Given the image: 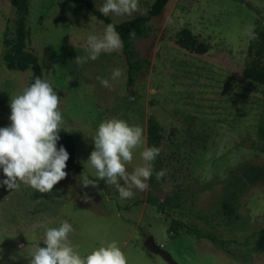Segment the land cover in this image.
<instances>
[{"label":"rangeland","instance_id":"obj_1","mask_svg":"<svg viewBox=\"0 0 264 264\" xmlns=\"http://www.w3.org/2000/svg\"><path fill=\"white\" fill-rule=\"evenodd\" d=\"M91 1L100 8L102 0ZM154 1L137 0L130 14L108 15L121 22ZM15 16L10 0H0V126L10 123V97L30 85L34 73L32 67L11 70L3 59V41L13 35ZM105 25L82 2L29 0L28 46L39 57L42 79L61 98L60 126L70 136L80 169L67 170L45 193L24 183L13 190L0 187V264H28L46 227L62 220L72 224L69 240L81 255L115 241L127 264H170L145 247L153 235L179 264H264V254L253 252L264 227V178L238 189L239 219L226 224L219 214L225 193L235 190L227 179L248 162L264 167L258 134L264 86L246 76L253 64L264 63V46L258 48L264 40V0H170L151 21L152 33L133 42L139 57L149 60L133 86L123 43L96 59L76 60L87 55V34ZM250 26L252 35L245 31ZM184 27L205 43L204 54L176 44ZM113 69L121 76L105 88L97 77L109 78ZM150 115L164 128L165 181L154 189L147 181L144 190L133 188L132 197L121 199L116 185L96 177L86 163L94 149L91 136L100 122L115 117L141 127L147 147ZM140 150H134L127 171L141 163ZM82 176L94 183L85 187ZM117 184L125 186L119 178ZM150 192L161 200L175 192L184 197L180 208L162 211L148 202ZM173 219L216 235L222 247L183 229L169 230Z\"/></svg>","mask_w":264,"mask_h":264},{"label":"clouds","instance_id":"obj_2","mask_svg":"<svg viewBox=\"0 0 264 264\" xmlns=\"http://www.w3.org/2000/svg\"><path fill=\"white\" fill-rule=\"evenodd\" d=\"M136 9L137 0H102L99 11L104 15H123ZM245 31L252 35L251 26ZM86 43L87 55L77 56L76 60L96 59L101 52L122 47L121 38L112 24L105 25L99 31L89 32ZM120 76L121 71L113 69L109 78L97 79L107 88L110 80ZM60 100L53 86L39 77L19 94L10 97V123L0 126V173L4 177L0 179V187L13 190L24 183L37 192L45 193L68 174L70 152L63 143L58 144L63 120L62 110L58 106ZM142 135L141 127L113 117L100 122L91 136L94 149L86 163L94 170L96 177H106L107 183L116 185L121 199L132 197L133 188L144 190L153 174L152 162L160 150L155 146L143 147ZM138 147L141 148V163L129 172L126 165L131 163L133 152ZM164 174L163 169L157 171L156 179ZM118 178L124 181L125 186L117 184ZM82 180L85 187L94 183L87 176H82ZM72 231V224L67 220L47 226L43 243L35 245L27 257L28 264H127L124 253L115 241L101 243L81 255L69 240Z\"/></svg>","mask_w":264,"mask_h":264},{"label":"trees","instance_id":"obj_3","mask_svg":"<svg viewBox=\"0 0 264 264\" xmlns=\"http://www.w3.org/2000/svg\"><path fill=\"white\" fill-rule=\"evenodd\" d=\"M73 2H82L86 7L106 25L112 24L116 32L121 37L123 43V50L126 56V62L128 66V84L133 86L136 83L137 76L142 70L148 68L149 60L142 59L136 53L133 42L138 37H148L153 28L151 27V21L158 15H160L170 0H155L144 11L139 13L133 18L126 19L121 22H115L109 15H104L99 11V8L91 0H70ZM15 9V19L13 21V35L6 36L4 38L5 50L3 52V59L6 66L11 70H26L29 67L34 69L30 84L36 77L42 79V66L37 54H35L28 46L29 28L27 26V17L29 13V0H10ZM175 42L181 48L194 52L197 54H204L207 51V46L200 38L195 35L189 27L181 29ZM264 40L260 43L258 48H263ZM246 76L251 81L264 86V63L253 64L246 70ZM60 139L59 143H63L69 150L70 156L67 161V170L77 171L80 169L76 161L73 145L70 140V136L67 131L60 126ZM258 134L261 139L264 140V119L258 127ZM164 139V128L159 120L150 115L147 120V147L155 146L159 148V154L152 162L153 174L148 179L149 187L159 188L165 181L166 164L162 152V142ZM165 170V174L156 179L155 173L159 170ZM261 178H264V167H258L251 163H246L241 172L236 173L233 177L227 179L230 186H233L235 190L226 192L225 196L221 200L219 214L226 222L230 224L239 219L237 212V195L241 186L245 184H255ZM184 195L180 192H175L171 195H166L163 200L159 195L152 192L148 193V202L157 205V207L164 211L167 208H180ZM185 230L189 234L196 235L197 237H207L214 244L222 247L223 241H221L216 235L212 233H201L193 226H188L184 222L173 219L169 230L178 232L179 230ZM253 252H261L264 254V227H262L256 236Z\"/></svg>","mask_w":264,"mask_h":264},{"label":"water","instance_id":"obj_4","mask_svg":"<svg viewBox=\"0 0 264 264\" xmlns=\"http://www.w3.org/2000/svg\"><path fill=\"white\" fill-rule=\"evenodd\" d=\"M128 89H129V92L131 93L132 92L131 86H129ZM144 245L152 253L160 254L168 263L179 264L178 261H176L172 257L171 253L155 240L153 235H148L146 237L144 241Z\"/></svg>","mask_w":264,"mask_h":264}]
</instances>
